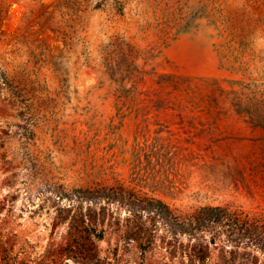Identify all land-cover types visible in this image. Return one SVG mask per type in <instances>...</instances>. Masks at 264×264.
Wrapping results in <instances>:
<instances>
[{
  "label": "rangeland",
  "instance_id": "1",
  "mask_svg": "<svg viewBox=\"0 0 264 264\" xmlns=\"http://www.w3.org/2000/svg\"><path fill=\"white\" fill-rule=\"evenodd\" d=\"M0 72V264H264V0H0Z\"/></svg>",
  "mask_w": 264,
  "mask_h": 264
},
{
  "label": "trees",
  "instance_id": "2",
  "mask_svg": "<svg viewBox=\"0 0 264 264\" xmlns=\"http://www.w3.org/2000/svg\"><path fill=\"white\" fill-rule=\"evenodd\" d=\"M1 75H4V73L0 72V78ZM5 78V77H4ZM225 216L224 210L218 207H212V208H202L201 211L199 212V216L197 218H195L194 220L190 219L188 222V228L187 231L193 232L195 231V233L200 232L201 230L204 229V227L206 226V223H212V222H219L223 219V217ZM98 237L100 239L103 238V233L100 232L98 234ZM258 243H263L264 246V237H260L259 239H257ZM143 249L145 250L146 247H143ZM6 260V258H3V261ZM201 261L204 260V257L200 258ZM5 264H13V263H9L6 262Z\"/></svg>",
  "mask_w": 264,
  "mask_h": 264
}]
</instances>
